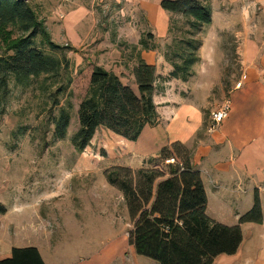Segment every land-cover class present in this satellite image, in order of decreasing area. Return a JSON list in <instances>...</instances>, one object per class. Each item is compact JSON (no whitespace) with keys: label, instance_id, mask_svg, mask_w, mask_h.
I'll return each mask as SVG.
<instances>
[{"label":"rangeland","instance_id":"rangeland-1","mask_svg":"<svg viewBox=\"0 0 264 264\" xmlns=\"http://www.w3.org/2000/svg\"><path fill=\"white\" fill-rule=\"evenodd\" d=\"M28 1L50 40L62 49L51 50L40 35L36 46L65 57L67 65L59 78L48 81L50 88L46 93L10 82L5 110L0 113V259L10 256V252L2 255L3 249L33 246L45 264H159L138 255L129 243L132 223L123 196L105 177L116 165L138 170L152 168L155 163H148V158L142 162L141 156L132 161L121 136L104 127L95 131L81 152L74 148L71 137L78 127L77 107L91 67L100 65L122 71V80L136 92L131 72L136 53L133 46L140 37L151 35L150 41L159 51H166L172 37L178 35L177 29L183 27V19L163 10L161 0ZM209 3L215 4V26L213 30L205 27L198 37L204 38L208 31H220L221 18L229 19L223 27L227 47L220 57V77L213 81V89H207L209 110L213 111L229 99L226 89L236 85L241 73L240 58L235 54L238 42L232 35L251 36L258 45L264 39V0ZM165 27L166 38L158 40L156 36ZM257 59L261 65L263 62ZM242 77L246 78L244 74ZM61 84L67 87L58 93L59 104L55 106L49 93ZM196 86L193 89L202 92ZM201 92H196L194 99L198 103L205 99ZM68 102L72 105L69 125L65 135L57 138L52 119ZM143 139L148 141L146 134ZM248 158L256 175L251 177L253 182L250 177L245 178L241 184L244 192L236 190L235 183L231 187L235 193L223 200L211 195L208 199L212 220L227 226L239 225L242 232L236 253L219 255L212 264H264V141L261 146L257 140L244 149L242 159ZM256 186L258 189H251ZM254 198L262 212L260 223L242 220Z\"/></svg>","mask_w":264,"mask_h":264},{"label":"trees","instance_id":"trees-1","mask_svg":"<svg viewBox=\"0 0 264 264\" xmlns=\"http://www.w3.org/2000/svg\"><path fill=\"white\" fill-rule=\"evenodd\" d=\"M160 7L183 19V27L177 29L178 35L166 47L165 58L172 66L169 76L185 81L200 60L202 39L198 34L211 24V5L209 0H161ZM38 35L51 50L62 49L50 40L28 0H0V43L4 50L0 55V113L5 110L11 81L15 86H33L46 93L50 88L48 81L53 82L66 70L65 57L36 46ZM150 39L151 35L140 37L133 46L136 53L131 72L136 92L112 70L100 65L91 67L77 107L78 127L71 137L77 151L89 144L99 127L135 141L144 127L157 124L153 102L157 76L154 67L140 58L141 50L155 48ZM71 78H67V83ZM66 87L61 84L49 93L55 106L59 104L58 93ZM71 108L68 102L52 119L57 138L66 133ZM170 158L174 162L166 164L165 160ZM148 163L155 165L138 170L116 165L105 174L108 184L123 196L132 223L127 238L135 252L159 264H212L219 255L236 253L242 242L240 227L223 225L206 214V192L200 173L191 165L190 151L175 142L162 147L156 157L148 158ZM159 164L164 167H158ZM261 215L254 198L242 220L260 223ZM0 264L45 263L36 247L26 246L13 247L10 256L0 259Z\"/></svg>","mask_w":264,"mask_h":264},{"label":"crops","instance_id":"crops-1","mask_svg":"<svg viewBox=\"0 0 264 264\" xmlns=\"http://www.w3.org/2000/svg\"><path fill=\"white\" fill-rule=\"evenodd\" d=\"M214 5L211 6L212 20L208 26L212 30L215 26ZM228 23L229 19L222 17L219 22L220 31H208L202 38L198 50L200 60L192 67V75L185 81L169 76L172 66L165 58V51H159L157 45L151 50H141L140 58L154 67L157 76L158 85L153 94V102L158 120L155 126L144 127L135 141L121 137L125 148L132 155V161L136 156H141L144 162L147 158L156 157L164 146L175 142L183 144L190 151L192 167L200 173L207 197L205 212L208 216L212 215L208 211L210 195L223 200L236 190L244 192L241 184L245 178L256 175V172L254 167H250L252 162L249 158L242 159V152L249 145L257 143V140L259 146L264 141V39L258 45L251 36L246 37L241 33L232 35L238 42L235 54L241 64V73L235 83L240 81L241 85L235 87L234 84L231 89H226L231 101L229 114L220 124L215 127L211 125L212 110L208 106L210 92L207 89H213V81L220 77V57L227 47L223 27ZM166 33L167 27L156 38L163 40ZM257 58H260V63L263 62L261 65ZM205 64L211 67H199ZM111 70L118 75L122 72L116 68ZM243 74L246 78H241ZM122 77L121 80L124 79ZM122 82L126 83L124 80ZM195 85L202 92L193 89ZM196 92H201L205 98L200 103L194 100ZM145 134L148 141L143 139ZM251 181L254 180L251 178ZM235 183L237 189H231ZM251 189L256 190L258 187ZM11 248L7 251L3 249L2 255L11 252Z\"/></svg>","mask_w":264,"mask_h":264},{"label":"built area","instance_id":"built-area-1","mask_svg":"<svg viewBox=\"0 0 264 264\" xmlns=\"http://www.w3.org/2000/svg\"><path fill=\"white\" fill-rule=\"evenodd\" d=\"M240 85L241 82L237 81L235 86L239 87ZM229 111H230V100L226 99L219 108L213 110L210 113L211 125L215 127L216 125L220 124L228 116ZM173 162H174L173 158L165 160L166 164Z\"/></svg>","mask_w":264,"mask_h":264}]
</instances>
